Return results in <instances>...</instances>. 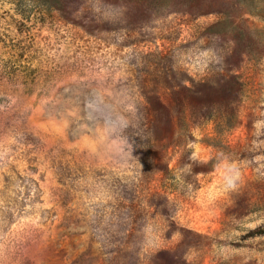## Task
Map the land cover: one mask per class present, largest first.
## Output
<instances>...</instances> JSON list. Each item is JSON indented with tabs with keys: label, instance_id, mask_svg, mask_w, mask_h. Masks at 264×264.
Listing matches in <instances>:
<instances>
[{
	"label": "rangeland",
	"instance_id": "1",
	"mask_svg": "<svg viewBox=\"0 0 264 264\" xmlns=\"http://www.w3.org/2000/svg\"><path fill=\"white\" fill-rule=\"evenodd\" d=\"M264 0H0V264H264Z\"/></svg>",
	"mask_w": 264,
	"mask_h": 264
},
{
	"label": "trees",
	"instance_id": "2",
	"mask_svg": "<svg viewBox=\"0 0 264 264\" xmlns=\"http://www.w3.org/2000/svg\"><path fill=\"white\" fill-rule=\"evenodd\" d=\"M262 232H264V224L262 226L251 229L249 231V233H251V234H257V233H262Z\"/></svg>",
	"mask_w": 264,
	"mask_h": 264
}]
</instances>
